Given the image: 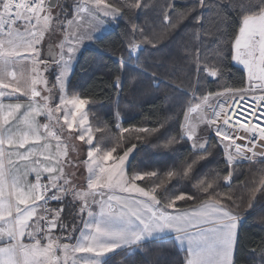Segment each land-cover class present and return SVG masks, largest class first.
<instances>
[{"label":"snow or ice","instance_id":"1","mask_svg":"<svg viewBox=\"0 0 264 264\" xmlns=\"http://www.w3.org/2000/svg\"><path fill=\"white\" fill-rule=\"evenodd\" d=\"M148 9L166 28L132 24L127 60L120 55L113 85L123 91L129 62L137 70L134 86L137 76L156 91L176 85L184 120L164 143L151 140L156 127H124L119 110V134L105 135L108 123L101 126L98 117L90 123L85 108L91 101L71 84L85 42L100 39L96 34L109 20ZM189 17L193 27L180 46L194 66L190 101L174 63L171 73L161 71L163 65L140 64L147 45L156 48ZM229 55L246 72L239 85L227 82ZM209 78L220 87L204 94L200 85ZM256 120L264 121V0H192L184 8L174 0H0V264H110V254L133 257L146 253L149 242L172 243L184 254L178 264H237L244 219L238 210L245 203L249 210L264 205V127ZM130 131L158 151L190 142L194 155L179 169L133 168L138 145L124 135ZM209 131L223 149V175L197 169L213 155ZM239 161L258 166L251 186L245 185L246 202L232 191ZM146 179L147 187L137 183ZM173 180L195 190L174 191L175 185L168 187ZM179 201L194 206L185 209ZM249 254L250 264H264V239L249 246Z\"/></svg>","mask_w":264,"mask_h":264},{"label":"trees","instance_id":"2","mask_svg":"<svg viewBox=\"0 0 264 264\" xmlns=\"http://www.w3.org/2000/svg\"><path fill=\"white\" fill-rule=\"evenodd\" d=\"M164 2L165 0H159L160 4ZM174 2L180 8H184L190 6L192 0H174ZM133 23L149 30L155 28L157 32L164 31L166 28L162 17L156 15L152 9L127 12L123 17L118 18L113 30L94 41L93 48H85L80 52L71 76L72 89L82 98L91 101L86 106V111L91 110L90 123L93 126L97 123V117L101 126L104 122L108 123L109 132L105 135L112 137L119 134V130L114 127L115 114L119 110L120 121L124 127L130 129L141 125L149 128L156 127L159 131L151 137V140L164 143L169 136H175L180 132V124L184 120V106L175 99L178 94L174 90L176 85H173V88L161 87L159 91H156L154 84L149 86V80L137 76L135 85L138 86H134L131 77L137 74V70L133 62H129L124 69L127 79L124 80L123 91L115 89L113 85L115 75L120 72L121 68L118 62L120 55L123 54L127 60V41L131 39L129 33ZM192 27L193 21L189 17L177 29L166 32L156 48L147 45V50L140 55L141 65H163L161 71L167 69L171 73L174 63L179 88L185 90L189 101L192 99L193 93V89L188 87L189 80L195 85L196 77L194 66L185 60V53L180 45L182 41H188ZM227 69L225 75L228 83L239 85L242 77L246 79L244 71L233 64L230 55L227 59ZM165 79L167 80V77ZM209 81L200 85V89L204 91V94H207L208 91L215 92L220 87L211 78H209ZM161 123H163V127H160ZM97 135L99 136V134ZM124 135L130 137L131 142L138 145L133 153L135 156L133 168L148 167L161 172L170 168L179 169L185 161L190 160L194 155L189 143L175 144L172 146V149L175 150L158 151L152 143L135 140L136 134L134 132L130 131L124 133ZM210 140L213 142L211 149L213 155L200 161L197 169L206 173L219 171L223 175L227 170L224 164L223 149L215 146L217 141L213 137H210ZM96 142L94 139L93 143ZM104 143L109 144L110 141L106 140ZM257 167V165L250 164L248 161H241L236 168L232 191L238 197L243 196L245 202L248 198V188L245 185L251 186L249 182ZM137 183L140 186L147 187L150 181L146 179ZM173 185H175L174 191L177 192L195 190L183 180L179 183L173 180L168 187L172 189ZM178 203L184 205L185 209L194 206V202L179 201ZM52 204L54 206L56 203L52 202ZM70 210V208L66 209V212ZM238 211L244 219L241 222L235 259L237 264H250L249 246L258 244L264 239V223L260 222L261 218L264 217V205L249 210L246 208L245 203L244 207ZM182 258L183 253L173 247L172 243L149 242L146 253H137L133 257L122 253L115 254L110 264H121V261H123V264H151V262L157 260L161 264H178Z\"/></svg>","mask_w":264,"mask_h":264},{"label":"rangeland","instance_id":"3","mask_svg":"<svg viewBox=\"0 0 264 264\" xmlns=\"http://www.w3.org/2000/svg\"><path fill=\"white\" fill-rule=\"evenodd\" d=\"M117 20H118V18L116 19V20H109V22L101 29V31H99L96 35L97 36H99V37H101L102 35H104L105 33H107V32H109L111 29H113L114 28V26H115V24H116V22H117ZM47 39V38H46ZM95 41V40H94ZM94 41H92V42H85V44H84V46L81 48V50H80V52L83 50V49H85V48H93L94 47ZM79 52V53H80ZM79 53H78V55H77V57H76V60L73 62V65H72V69H73V67H74V65H75V63H76V61H77V58H78V56H79ZM45 75H47V74H45ZM85 111H86V108H85ZM200 127L201 128H203L204 126L201 124L200 125ZM208 138H210V137H213L217 142L219 141V137H216V135H215V132L214 131H209L208 133H206L205 134ZM225 142H227V141H225ZM75 143L77 144V145H81V146H83L84 148H87V145H82V142H80V141H75ZM189 144H190V146H191V143L189 142ZM223 151V150H222ZM86 155V154H85ZM131 158V157H130ZM109 164H111L112 162L111 161H109L108 162ZM79 175V174H78ZM85 175H86V173H85ZM56 203V202H55ZM71 219V218H70ZM78 234V233H77ZM76 234V235H77ZM115 254H113L112 256H114Z\"/></svg>","mask_w":264,"mask_h":264},{"label":"crops","instance_id":"4","mask_svg":"<svg viewBox=\"0 0 264 264\" xmlns=\"http://www.w3.org/2000/svg\"><path fill=\"white\" fill-rule=\"evenodd\" d=\"M111 30H113V29H111ZM110 30V31H111ZM47 38V37H46ZM48 40L47 39H45V42L43 43V45H42V56H47V54H48ZM80 54V53H79ZM233 62V64L235 65V66H237V67H239V68H241L243 71H244V69H243V66L242 65H239V64H237L235 61H232ZM244 73H245V75H246V72L244 71ZM22 100H24L25 98H21ZM53 143H55V142H53ZM239 162H241V161H239ZM238 162V163H239ZM29 179H33V177H29ZM78 235V234H77ZM111 256L113 255V254H110ZM184 255V254H183Z\"/></svg>","mask_w":264,"mask_h":264},{"label":"built area","instance_id":"5","mask_svg":"<svg viewBox=\"0 0 264 264\" xmlns=\"http://www.w3.org/2000/svg\"><path fill=\"white\" fill-rule=\"evenodd\" d=\"M241 103H243V102H241ZM249 103H251L250 100H249ZM235 119H236V117H233V122H235ZM244 122H245L244 120H241V123H242V124H243ZM219 123H222V121H220ZM255 123L259 124L261 127H264V121L256 120ZM236 142H237L238 144H244V143H245V141H243V140H237ZM257 151H260V149H257ZM262 158H264V157H262Z\"/></svg>","mask_w":264,"mask_h":264}]
</instances>
